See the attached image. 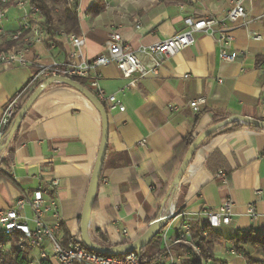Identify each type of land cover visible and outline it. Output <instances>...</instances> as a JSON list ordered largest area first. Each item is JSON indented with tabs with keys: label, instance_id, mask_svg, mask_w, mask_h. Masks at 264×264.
I'll list each match as a JSON object with an SVG mask.
<instances>
[{
	"label": "crops",
	"instance_id": "0c3cea01",
	"mask_svg": "<svg viewBox=\"0 0 264 264\" xmlns=\"http://www.w3.org/2000/svg\"><path fill=\"white\" fill-rule=\"evenodd\" d=\"M234 1L67 0L68 7L76 5V36L83 39V54L90 61L106 53L112 31L135 52L182 32L188 17H214L234 37L227 53L236 60L230 63L219 59L215 36L198 33L194 43L166 60L155 76L127 79L113 64L94 71L103 94L113 95L124 107L120 112L101 103L107 112V148L89 217V229L104 234L110 245L134 242L159 214L170 217L163 230L172 240L183 224L190 229L207 224L205 212L225 200L232 204L231 220L213 230L220 237L214 243V259L246 264L232 240L250 230L264 235V128L231 121H264V63L258 64L264 59V0L245 1V17L232 25L225 17ZM63 9L58 2L54 12L60 15ZM6 26L15 28V22ZM69 51V45L56 38L53 48L31 47L30 59L45 66L63 63ZM22 69L29 73L16 76L14 67L0 70V117L34 73L33 68ZM200 98L204 102L195 113L189 102ZM233 124L239 127L223 132ZM210 128V137L200 141L182 169L170 211L160 195L168 194L182 166V142L188 136L195 141ZM101 137L100 114L86 97L63 83L47 85L18 126L10 161L0 165V210L56 179L57 218L69 237L79 238L78 219ZM25 214L31 215L28 209ZM45 221L52 225L54 219L47 215ZM243 248L264 264L263 253ZM38 252H31L30 258H37ZM218 254L222 258L215 257Z\"/></svg>",
	"mask_w": 264,
	"mask_h": 264
},
{
	"label": "built area",
	"instance_id": "2783aa9c",
	"mask_svg": "<svg viewBox=\"0 0 264 264\" xmlns=\"http://www.w3.org/2000/svg\"><path fill=\"white\" fill-rule=\"evenodd\" d=\"M248 0H235L228 10L225 20L229 24H235L245 17L244 2ZM15 12L13 18L11 13ZM10 21L15 22V28L7 27ZM185 29L153 46H148L132 52L121 42V36L117 31H112L106 42V53L93 60H87L83 54L84 41L82 38L59 31L51 35L44 27L43 17L38 8L32 6L28 0H0V70L4 67L33 68L34 73L25 86L8 100L0 117V146L6 140L9 128L20 110V102L24 94L36 84L50 81L49 84H62L59 79H69L77 82L83 81L88 89L100 103H105L109 110L117 109L124 111V107L113 96H105L98 86V76L94 71L102 66L113 64L124 78H131L134 75L138 79L150 74L155 76L158 68L169 58L190 47L194 43V34H205L215 36L218 46V57L222 62H234L235 55H230L227 50L234 40L230 30L222 25L214 17L184 19ZM140 28L139 24L135 29ZM56 38L63 39L70 48L66 60L63 63H52L42 65L38 60L30 59V48L35 45L47 44L54 47ZM254 39L259 37L254 36ZM148 58L144 63L140 56ZM186 77V76H184ZM78 83V82H77ZM221 83V80H218ZM202 98L189 102L193 112H198ZM170 110H177L171 107ZM58 181L52 179L44 186L38 187L30 194H24L17 198L14 204L7 209L0 210V251L6 252V242L16 238L15 248L17 250H29L27 264H143L135 252L113 257L99 255L87 250L80 237L63 238L61 235V223L57 218V204L53 197ZM174 191V189H173ZM168 210H173V197L166 199ZM230 201L225 200L214 210L205 212L207 226L214 230L221 224H228L231 220ZM30 211V217L25 211ZM252 215V208L248 207ZM47 215L54 219L52 225L45 221ZM190 227L181 225L177 236L170 240L164 230L157 235L159 247L164 254L159 264H181L183 258L177 255L171 245L186 244L199 255L200 249L191 238ZM124 233V232H123ZM206 235V233H204ZM48 248L49 252L45 251ZM39 250L37 258H30V253ZM206 264H213L211 259H206Z\"/></svg>",
	"mask_w": 264,
	"mask_h": 264
},
{
	"label": "trees",
	"instance_id": "16d2710c",
	"mask_svg": "<svg viewBox=\"0 0 264 264\" xmlns=\"http://www.w3.org/2000/svg\"><path fill=\"white\" fill-rule=\"evenodd\" d=\"M28 1L30 2L32 6L39 9L43 17L42 24L44 25V27L48 30V32L51 35H56V33L59 31H64L67 34H74V35L77 34L78 18H77L76 5L68 7L67 0H28ZM58 2L64 6V9L60 13V15L54 12V7ZM261 62L264 63V59H258V64H260ZM77 82L80 85L85 87L83 81L77 80ZM41 84L42 83L36 84L33 88H31L29 91H27L24 94L20 102V108L24 105V103L28 100L31 94ZM248 126H251L252 128L260 129L250 124ZM237 127L239 126L236 124H233L231 128H227L223 130V132L232 131L233 129ZM17 130L14 133L13 138L11 142L8 144V146L0 152V165L5 164L11 159V155L13 153V141L16 136ZM212 134L214 135L216 134V132H213ZM209 137L210 135L206 136L204 140H207ZM193 141L194 140H192L190 136L184 138L182 142L181 154H180L181 163H183L184 158H185L184 156L186 155ZM100 180H101V175L98 181V185L100 183ZM162 196L165 197V202H166L167 194L163 193L160 195V197ZM95 201H96V192L94 195L91 212L94 209ZM163 206L160 209L161 212L163 210ZM160 217H162V214H159L154 220ZM78 222L80 223V217L78 219ZM61 230L63 231L62 237L64 239L67 238L68 235L64 232L62 225H61ZM204 233H206V235H204ZM88 234L93 244L99 247H114L110 245L106 236L104 234H101L99 231H91L88 227ZM190 235H191V238L195 241V245L200 249V254L197 255L190 246L183 244V243L178 244V245H171L172 250L177 255H180L183 258V261L181 264H206L205 262H202V261H205L208 258L211 259L213 264H226L225 262L214 259V254H213L214 243L220 240V237L213 230H210L207 224L195 225L193 228H191ZM16 241H17L16 238H13L11 241L6 242L7 244H9V248L4 253L0 251V264H27L28 263L29 250L28 249L17 250L15 248ZM0 242H2L1 239H0ZM117 246H120V245H117ZM243 246H249L255 253L264 254V235H258L254 231L250 230L247 233H245L242 237L232 240V247L235 253L241 255V257L246 261V264H263L262 262L256 260L253 256H251L243 248ZM135 254L139 257V260L143 264H159L164 254V250L160 249L159 238L158 236H156L145 248L141 249L140 251H135ZM99 255H102V254H99ZM113 257H122V255L113 256ZM42 264H46V263H42Z\"/></svg>",
	"mask_w": 264,
	"mask_h": 264
},
{
	"label": "water",
	"instance_id": "95a60500",
	"mask_svg": "<svg viewBox=\"0 0 264 264\" xmlns=\"http://www.w3.org/2000/svg\"><path fill=\"white\" fill-rule=\"evenodd\" d=\"M61 83L74 88L78 92H80L84 97H86L98 110L101 122H102V137L99 147L98 156L91 174L90 182L88 185L87 193L85 196V200L82 206L81 214H80V223H79V234L80 239L83 244V246L92 252L106 255V256H121L126 255L128 253H132L135 251H140L141 249L145 248L158 234L161 230L164 229L165 225L170 220V217L162 216L156 220H154L150 225L148 230L137 240L134 242H130L128 244H123L120 246H114V247H99L92 243V241L89 238L88 234V227H89V217L91 213V207L93 204V199L95 192L97 190L98 181L101 175V170L103 166V162L106 155V148H107V133H108V122H107V112L104 106L95 98V96L84 86L80 85L79 83L69 80V79H59ZM50 81L43 82L28 98V100L24 103V105L20 108L19 112L15 116L13 123L11 127L9 128L6 140L2 146H0V152L4 150L8 144L11 142L14 133L16 132L22 118L28 111V109L31 107L33 102L36 100V98L41 94V92L49 85ZM232 122H237L239 124H250L258 128H264V122L254 121L252 119L247 118H232ZM219 127V126H218ZM216 127V128H218ZM213 131L212 128L204 132L199 138H197L189 147L186 156L184 158V161L182 163V166L175 178V182L172 184L166 199L173 196V189L176 188L179 179L181 177L182 169L186 165V163L189 161V159L192 157V154L194 153V150L196 146L200 143L202 139H204L208 134Z\"/></svg>",
	"mask_w": 264,
	"mask_h": 264
},
{
	"label": "rangeland",
	"instance_id": "374dc122",
	"mask_svg": "<svg viewBox=\"0 0 264 264\" xmlns=\"http://www.w3.org/2000/svg\"><path fill=\"white\" fill-rule=\"evenodd\" d=\"M12 14V13H11ZM14 70H17L18 72H16L15 71V73H16V76H19L20 74H28L29 72H28V70H26V69H22V68H18V67H14ZM6 247L7 248H9V244H6ZM215 257H221L220 256V254H218L217 256H215ZM222 258V257H221ZM220 259V258H219Z\"/></svg>",
	"mask_w": 264,
	"mask_h": 264
}]
</instances>
